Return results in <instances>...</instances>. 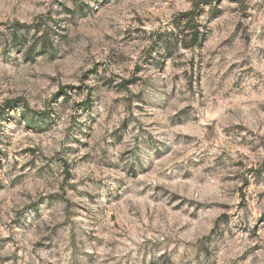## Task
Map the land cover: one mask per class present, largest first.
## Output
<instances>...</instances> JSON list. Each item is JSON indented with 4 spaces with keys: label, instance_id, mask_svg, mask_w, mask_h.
Masks as SVG:
<instances>
[{
    "label": "rangeland",
    "instance_id": "obj_1",
    "mask_svg": "<svg viewBox=\"0 0 264 264\" xmlns=\"http://www.w3.org/2000/svg\"><path fill=\"white\" fill-rule=\"evenodd\" d=\"M0 264H264V0H0Z\"/></svg>",
    "mask_w": 264,
    "mask_h": 264
},
{
    "label": "trees",
    "instance_id": "obj_2",
    "mask_svg": "<svg viewBox=\"0 0 264 264\" xmlns=\"http://www.w3.org/2000/svg\"><path fill=\"white\" fill-rule=\"evenodd\" d=\"M186 16V18H189V16H190V13L189 14H187V15H185ZM198 32H196V33H193V38H192V41L193 42H197V40H198Z\"/></svg>",
    "mask_w": 264,
    "mask_h": 264
}]
</instances>
